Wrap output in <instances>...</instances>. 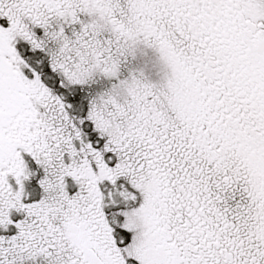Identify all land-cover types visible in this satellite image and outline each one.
Masks as SVG:
<instances>
[{
  "label": "snow or ice",
  "instance_id": "snow-or-ice-1",
  "mask_svg": "<svg viewBox=\"0 0 264 264\" xmlns=\"http://www.w3.org/2000/svg\"><path fill=\"white\" fill-rule=\"evenodd\" d=\"M0 264H264V0H0Z\"/></svg>",
  "mask_w": 264,
  "mask_h": 264
}]
</instances>
